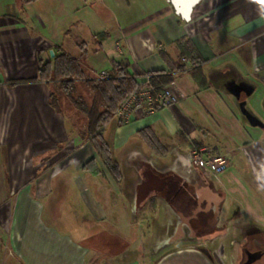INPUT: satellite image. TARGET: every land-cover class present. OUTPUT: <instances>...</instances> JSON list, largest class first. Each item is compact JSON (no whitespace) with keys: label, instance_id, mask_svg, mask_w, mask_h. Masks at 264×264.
Listing matches in <instances>:
<instances>
[{"label":"crops","instance_id":"crops-1","mask_svg":"<svg viewBox=\"0 0 264 264\" xmlns=\"http://www.w3.org/2000/svg\"><path fill=\"white\" fill-rule=\"evenodd\" d=\"M171 1L0 0L1 264H222L220 242L264 264V0H196L187 18ZM179 41L203 60L204 80ZM61 53L80 62L78 82L117 62L136 81L172 75L178 103L107 122L119 180L88 140L67 134L59 98L51 104ZM210 110L241 130L236 147L214 148L229 158L215 180L182 162L192 144L217 146L205 141ZM188 199L210 201L215 220Z\"/></svg>","mask_w":264,"mask_h":264},{"label":"trees","instance_id":"trees-1","mask_svg":"<svg viewBox=\"0 0 264 264\" xmlns=\"http://www.w3.org/2000/svg\"><path fill=\"white\" fill-rule=\"evenodd\" d=\"M30 2L34 0H23ZM100 39L105 37V34L98 35ZM176 45L180 50V57H186L189 64L192 66V73L198 80L203 79L201 65L203 60L195 54L194 47L190 45V41L177 42ZM55 66L53 70L54 79L59 82V86L67 97L72 98L75 92L77 80L84 77L80 62L70 56L61 53L55 57ZM45 65L41 66V72L45 69ZM180 69V67H179ZM152 81L155 85L162 87L172 83V75L166 72L158 71L153 73ZM85 88L90 93L89 104L75 102V105L82 110L87 116V136L90 137L97 154L103 159L108 170L116 180L120 179L119 169L116 163H112L107 159L109 147L103 139L104 125L112 118L114 112L120 103L130 94L136 87L135 77L127 70V66L120 62L114 63L111 73L106 78L83 80ZM51 104L54 108H58V98L55 91L50 95ZM119 124H123L119 121ZM140 137L151 147L156 143V137L150 128L139 131ZM91 162V161H90Z\"/></svg>","mask_w":264,"mask_h":264},{"label":"built area","instance_id":"built-area-1","mask_svg":"<svg viewBox=\"0 0 264 264\" xmlns=\"http://www.w3.org/2000/svg\"><path fill=\"white\" fill-rule=\"evenodd\" d=\"M98 76L99 78H106L109 73L101 71ZM152 78V73L141 74L136 81V87L120 103L111 119L115 118L126 124L134 117H150L159 109L178 103L180 94L173 84L159 87L153 83ZM182 162L188 171L195 169L204 176L216 177L219 172L227 168L229 158L225 154L215 152L212 147L192 144L182 158ZM214 253L222 264H226L225 260L232 264V254H225L222 242L215 247Z\"/></svg>","mask_w":264,"mask_h":264},{"label":"rangeland","instance_id":"rangeland-1","mask_svg":"<svg viewBox=\"0 0 264 264\" xmlns=\"http://www.w3.org/2000/svg\"><path fill=\"white\" fill-rule=\"evenodd\" d=\"M174 5V0L171 1ZM175 7V5H174ZM99 75V73H98ZM97 75V79H99V76ZM76 81L75 85V92L72 94L71 97H67L63 91H56L60 93V97L57 93V97L59 98L60 105H61V114L62 117L65 119L66 123V129L67 134L72 138L77 136V140H88L90 142V137L87 136V116L80 108H78L75 105L74 100L77 102L85 103L86 105L89 104L90 97L87 95V89L85 88V85L82 81ZM58 87V86H57ZM76 111V112H75ZM212 112V110H210ZM215 119H212L213 117L210 116L211 122L209 125H206L208 128L207 132H209V135L206 138V142H212L216 144L217 146L211 145V144H204V146H209L214 148H218L221 150H225L227 147L233 148L236 147L234 145L235 138H240V128L238 126V123L235 119V116L233 114H226V113H217L216 111L211 113ZM107 123L104 125V128L106 127ZM237 136V137H236ZM237 141V139H236ZM91 143V142H90ZM92 144V143H91ZM93 146V145H92ZM218 151V150H217ZM64 152V151H63ZM216 152V151H215ZM222 152V151H220ZM218 153V152H217ZM31 154H28L27 157H30ZM110 155V151H109ZM27 162H24V164H27L30 166L31 161H29V158H27ZM228 167V166H227ZM30 168V167H29ZM224 171V170H223ZM219 172L217 174V177L223 172ZM205 179H211L213 176H205ZM214 179V178H213ZM215 180V179H214ZM229 200V199H228ZM229 203V201H226V205ZM0 249H3L2 246H0ZM1 255V254H0ZM256 255V254H255ZM255 255L250 256L245 253L240 257V260L238 264H247L249 262V258L255 257ZM6 258H0V264L1 262H4Z\"/></svg>","mask_w":264,"mask_h":264},{"label":"flooded vegetation","instance_id":"flooded-vegetation-1","mask_svg":"<svg viewBox=\"0 0 264 264\" xmlns=\"http://www.w3.org/2000/svg\"><path fill=\"white\" fill-rule=\"evenodd\" d=\"M170 178L173 179L172 177H170ZM185 184L188 185L187 182H185ZM185 202L188 205L192 206V207L198 206V208H201V209H198L197 210L198 213L199 212H202V215L205 216L206 218H209L210 217L213 221L215 220V213H214V211L211 208H209L210 201H206V200H203V199H198V200L197 199L196 200H189L188 199V201H185ZM187 218H189V220H190V217L187 216ZM255 254L256 253H254V254L251 253V254H248V255L250 257V256H253ZM215 257L217 259H219L216 255H215ZM261 257H262L261 254L260 255L259 254H256L255 257H253L252 259L249 258V262L247 264H259V261L261 260ZM239 260L240 259L238 257V254L237 253H233L232 254V258H231L232 264H238V263H240Z\"/></svg>","mask_w":264,"mask_h":264},{"label":"water","instance_id":"water-1","mask_svg":"<svg viewBox=\"0 0 264 264\" xmlns=\"http://www.w3.org/2000/svg\"><path fill=\"white\" fill-rule=\"evenodd\" d=\"M185 1H188V0H174V5H175V8L177 10V12L182 15L184 18H187L189 13H190V10H191V7L193 6V4L196 2V0H191L188 4V9L187 10H184L183 8V4L185 3ZM50 54L53 55V51L50 50Z\"/></svg>","mask_w":264,"mask_h":264},{"label":"bare ground","instance_id":"bare-ground-1","mask_svg":"<svg viewBox=\"0 0 264 264\" xmlns=\"http://www.w3.org/2000/svg\"><path fill=\"white\" fill-rule=\"evenodd\" d=\"M182 1V0H181ZM191 0H188V1H185V3L183 4V8L184 10H187L188 9V4Z\"/></svg>","mask_w":264,"mask_h":264}]
</instances>
